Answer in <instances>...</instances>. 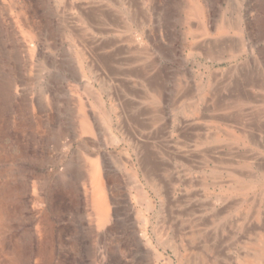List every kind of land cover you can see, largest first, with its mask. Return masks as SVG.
<instances>
[{
	"label": "rangeland",
	"instance_id": "1",
	"mask_svg": "<svg viewBox=\"0 0 264 264\" xmlns=\"http://www.w3.org/2000/svg\"><path fill=\"white\" fill-rule=\"evenodd\" d=\"M260 240L264 0H0V264H240Z\"/></svg>",
	"mask_w": 264,
	"mask_h": 264
},
{
	"label": "bare ground",
	"instance_id": "2",
	"mask_svg": "<svg viewBox=\"0 0 264 264\" xmlns=\"http://www.w3.org/2000/svg\"><path fill=\"white\" fill-rule=\"evenodd\" d=\"M82 128H83L84 131H86V133H90L89 127L85 123H83ZM137 142H139V141L137 140ZM91 169H92L93 179L96 180L95 191H94V194H93V208H94V210L96 212V215H97L98 224L100 226H103L104 224H106L108 222L109 218L111 217V215L114 212L113 209L110 206V201L112 199L113 202H114V198H112V190H111V188L107 187L106 186L107 184L105 185L103 183L104 181L103 182L101 181L100 173H99V170H98V167L96 166V164H93ZM165 229L166 228H164V230ZM240 264H264V242H261V240H260L259 243H258V246H257V249H256L255 253L252 256H249L246 259L242 260L240 262Z\"/></svg>",
	"mask_w": 264,
	"mask_h": 264
}]
</instances>
